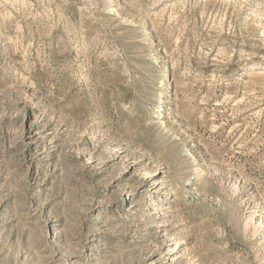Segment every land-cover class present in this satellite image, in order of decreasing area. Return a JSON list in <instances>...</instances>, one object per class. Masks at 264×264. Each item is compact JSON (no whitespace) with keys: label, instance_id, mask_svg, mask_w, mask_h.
Returning <instances> with one entry per match:
<instances>
[{"label":"rangeland","instance_id":"rangeland-1","mask_svg":"<svg viewBox=\"0 0 264 264\" xmlns=\"http://www.w3.org/2000/svg\"><path fill=\"white\" fill-rule=\"evenodd\" d=\"M0 264H264V0H0Z\"/></svg>","mask_w":264,"mask_h":264}]
</instances>
